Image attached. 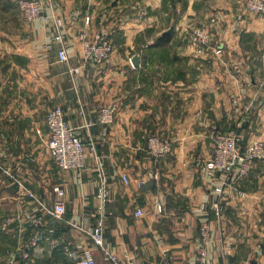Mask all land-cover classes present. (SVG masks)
Returning <instances> with one entry per match:
<instances>
[{
    "label": "crops",
    "instance_id": "0c3cea01",
    "mask_svg": "<svg viewBox=\"0 0 264 264\" xmlns=\"http://www.w3.org/2000/svg\"><path fill=\"white\" fill-rule=\"evenodd\" d=\"M42 1L41 18L30 22L17 0H0V164L14 176L0 167V262L77 264L93 246L96 264H109L69 223L94 224L106 188L107 245L123 260L202 264L204 248L206 264H262L264 163L220 194L222 175H209L197 161L210 156L214 132L234 130L243 146L264 140V13L247 11L242 0ZM213 14L216 41L199 47L191 34ZM97 31L115 46L101 64L85 61L81 39ZM63 44L68 62L60 60ZM218 45L222 54L214 51ZM108 104L116 106V118L100 123ZM55 105L85 142H95L82 169H61L47 145L46 117ZM150 134L171 139L172 153L153 158ZM55 185L65 189L62 219L41 205L54 203ZM38 215L49 238L33 247ZM203 221L211 227L206 239ZM56 237L76 257L51 246Z\"/></svg>",
    "mask_w": 264,
    "mask_h": 264
},
{
    "label": "built area",
    "instance_id": "2783aa9c",
    "mask_svg": "<svg viewBox=\"0 0 264 264\" xmlns=\"http://www.w3.org/2000/svg\"><path fill=\"white\" fill-rule=\"evenodd\" d=\"M21 14L27 20H37L42 16L44 2L42 0H17ZM246 9L251 12L264 13V0H246ZM59 26L62 21L59 19L56 22ZM218 23L216 15H211L206 20L202 21L192 32L191 40L199 47H212L214 29ZM58 39H63V32L57 36ZM84 44V59H90L96 62H103L108 60L113 52L114 44L111 37L103 32L97 31L89 36L87 32L81 34ZM217 54L223 53V48L218 45L214 47ZM60 60L64 62L69 61V55L64 44L59 50ZM73 73H78L80 67H72ZM260 87L264 90V71L260 81ZM116 106L113 104L104 105L99 114V122L104 124H112L116 118ZM49 129V138L47 145L57 165L63 170L82 169L86 165L87 147L91 146L95 149V142H85L76 132L75 128L69 124L65 117L64 108L61 105H55L50 108L46 118ZM212 138V152L210 156L205 159L198 160V164L205 167V171L209 175H222L221 183L215 189L218 193L223 194L227 185L234 183L237 179L245 178L249 175L255 163L261 161L264 163V140H254L242 145L239 135L234 130L218 131L211 135ZM147 150L149 154L155 159H162L167 157L173 151V141L166 136L159 134H150L147 138ZM2 152L0 151V158ZM1 168L12 176L11 171L2 164ZM125 181H129L128 175H123ZM158 178L157 174H154ZM55 201L52 205H47L41 202L43 212L45 214L53 215L56 218L62 219L67 211L65 202V189L61 185L54 186ZM108 189L104 188L100 191L99 196L102 200L100 204V215L96 222L92 225L85 226L81 223L69 222L79 230L85 232L95 247H98L104 253V258L109 264H146L135 259L123 260L119 255L111 251L107 245L106 226L107 215L105 212V200L107 199ZM138 214L142 213V209L138 208ZM13 223L12 217H7L4 221V226L9 227ZM33 233L29 238V244L33 247H38L49 236L44 230V215H38L33 219ZM210 223L203 221L201 223V233L203 238H207L210 232ZM51 246H61L65 253L76 257L75 250L69 244H62L59 238L51 240ZM31 256L29 251L22 253V259H29ZM207 251L202 248L200 255V262L206 264ZM97 259L93 252V246L84 249L83 256L77 260V264H96ZM0 264H17L15 259H11L7 263L0 262ZM165 264V263H163ZM264 264V262L262 263Z\"/></svg>",
    "mask_w": 264,
    "mask_h": 264
},
{
    "label": "rangeland",
    "instance_id": "374dc122",
    "mask_svg": "<svg viewBox=\"0 0 264 264\" xmlns=\"http://www.w3.org/2000/svg\"><path fill=\"white\" fill-rule=\"evenodd\" d=\"M243 1V3H244V8L246 9V7H245V3H246V0H242ZM247 11H249L248 9H246ZM249 12H251V11H249ZM252 13H254V12H252ZM258 13V12H257ZM22 15V14H21ZM213 15H215V14H213ZM23 16V15H22ZM217 16V15H216ZM24 17V16H23ZM0 18H1V21L0 22H4L5 21V17H4V14H2V13H0ZM25 18V17H24ZM207 18H209V17H207ZM206 18V19H207ZM217 18H218V22H219V17L217 16ZM25 19H27V18H25ZM205 19V20H206ZM28 21H30V22H34L33 20H28ZM217 25H218V23H217ZM217 25H216V27H215V29H214V34H213V41L212 42H214V41H216V39H215V32H216V28H217ZM196 28V27H195ZM194 28V29H195ZM194 31V30H193ZM82 39V38H81ZM112 39V38H111ZM82 41H83V39H82ZM114 49H115V46H114ZM114 49H113V52H114ZM112 52V53H113ZM112 55V54H111ZM91 60V59H90ZM93 60V59H92ZM106 61V60H105ZM105 61H103V62H105ZM94 62H95V60H94ZM103 62H95V63H98V64H101V63H103ZM81 65H83V64H81ZM81 65H79V66H77V67H80V70H81ZM80 72V71H79ZM52 108V107H51ZM47 118V117H46ZM46 124H47V122H46ZM48 127V126H47ZM48 131H49V129H48ZM3 154V153H2Z\"/></svg>",
    "mask_w": 264,
    "mask_h": 264
},
{
    "label": "water",
    "instance_id": "95a60500",
    "mask_svg": "<svg viewBox=\"0 0 264 264\" xmlns=\"http://www.w3.org/2000/svg\"><path fill=\"white\" fill-rule=\"evenodd\" d=\"M139 60H140V55L139 54H136L134 57H133V62L135 64H138L139 63Z\"/></svg>",
    "mask_w": 264,
    "mask_h": 264
}]
</instances>
